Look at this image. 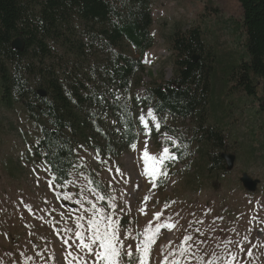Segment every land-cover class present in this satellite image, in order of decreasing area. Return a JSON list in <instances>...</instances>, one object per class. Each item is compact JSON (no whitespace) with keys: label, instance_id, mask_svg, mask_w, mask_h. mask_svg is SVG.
<instances>
[{"label":"rangeland","instance_id":"rangeland-1","mask_svg":"<svg viewBox=\"0 0 264 264\" xmlns=\"http://www.w3.org/2000/svg\"><path fill=\"white\" fill-rule=\"evenodd\" d=\"M208 1L217 12L207 9ZM151 9L154 42L142 58L129 45L93 44L87 71L95 86L88 107L94 136L91 143L77 149V162L67 183L52 182L50 168L35 156L41 137L38 124L30 120L22 104L5 107L0 94V264H60L61 253L67 257L69 251L79 252L75 232L88 228L87 217L92 212L85 210L90 208L89 200L119 221L121 238L133 251L150 223L153 231L157 224L176 225L160 229L150 264H163V257L173 250L180 264H264V166L252 152L253 145L256 149L264 146V115L258 113L264 105V86L259 93L262 102L244 93L227 92L225 112L219 109L222 100L220 88L216 89L217 110L212 121L220 122L228 135L227 154L237 158L233 171L225 175L208 176L199 170L203 162L192 119L168 116L164 118L167 129L161 131L155 130L151 118L149 129L139 120L140 115L153 110L140 104L147 90L175 79V54L169 41L175 32L204 31L209 49L219 55V72L222 63L224 69H230L240 62L243 40L235 25L243 18L241 4L239 0H151ZM54 52L58 58L64 56L60 50ZM121 55L143 64L130 89L121 87L113 71ZM227 78L224 75V80ZM129 119L135 123L136 151L126 135ZM165 133L176 143L166 141ZM144 142L151 154L158 155L165 144L170 148L172 159L164 161L168 177L158 187L143 174ZM176 150L182 157L175 156ZM261 156L264 161V148ZM244 174L259 180L255 193L244 188ZM215 182L218 188L213 186ZM93 188L105 196L103 201ZM146 196L151 198L147 202ZM157 212L163 213L161 220H156ZM79 216H85L80 222L83 228L77 224ZM187 237L192 240L186 244ZM184 247L190 250L179 257ZM84 255L87 258V253Z\"/></svg>","mask_w":264,"mask_h":264},{"label":"trees","instance_id":"trees-1","mask_svg":"<svg viewBox=\"0 0 264 264\" xmlns=\"http://www.w3.org/2000/svg\"><path fill=\"white\" fill-rule=\"evenodd\" d=\"M239 2L243 18L235 28L243 40L240 62L230 69H224L222 63L219 72V55L209 49L204 31L180 30L169 38L177 67L175 79L155 84L140 101L160 117L193 120L194 140L203 162L199 170L208 176L228 174L221 157L228 152V135L219 121H212L217 110V87L222 100L219 109L223 112L227 92L244 93L262 102L259 93L264 86V0ZM207 9L217 12L211 1ZM151 10V0H0L1 102L8 108L22 104L30 120L38 124L41 137L35 156L47 162L52 175L58 177L56 184L69 181L77 149L91 143L94 136L88 107L95 86L87 71L93 44L101 41L117 48L129 45L142 58L154 42ZM17 39L25 43L22 52L13 49ZM55 50H60L65 59L58 58ZM65 62L69 66L63 69ZM142 65L141 60L119 56L113 68L116 81L130 89L133 78L143 71ZM224 75L228 76L226 80ZM40 90L45 97L39 95ZM261 107L258 113L264 115V105ZM162 124L167 129L163 121ZM128 129L131 145L137 140L131 119ZM263 148L253 145L252 152L264 166ZM174 153L182 157L181 151ZM213 186L219 187L216 182Z\"/></svg>","mask_w":264,"mask_h":264},{"label":"snow or ice","instance_id":"snow-or-ice-1","mask_svg":"<svg viewBox=\"0 0 264 264\" xmlns=\"http://www.w3.org/2000/svg\"><path fill=\"white\" fill-rule=\"evenodd\" d=\"M148 118H151L156 131H161L163 126L162 121L166 123L163 117L158 116L156 112L149 109L146 115L139 116V120L144 124L145 129H149L150 127ZM164 139L166 141H171L173 144L176 143L173 137L167 133L164 134ZM130 146L133 151H136L138 148L136 143H132ZM141 158L146 165L143 174L148 177V181L151 185L158 187L159 182L168 177L164 161L172 159L170 148L165 144L162 146V152L158 155L151 154L148 143L144 142L141 149ZM115 170L123 175L119 167H116ZM45 171H48L47 167ZM109 171H112V169H109ZM56 179H58V177L53 175L52 182ZM89 183L94 182L89 181ZM49 186L51 187V183ZM136 187H139V185ZM91 190L97 195L99 200L103 201L105 199V196L96 192L95 188ZM150 199V197H144L145 202ZM77 202L79 203V201ZM89 204L90 208L85 210L86 212H92V215L87 217L88 228L84 232H75V236L78 240L76 247L79 249V252L74 253L69 251L67 257L63 256V253H61L60 264H63L64 260H67V264H74V262H78V264H89V261L91 264H150L153 245L156 243V238L160 229L165 227L174 228L176 226L171 223L157 224L155 225V231H153L150 223L147 230L141 233L143 239L135 244V251H133L132 245L125 246L121 238L119 221L115 220L113 215L108 213L103 207H98L90 200ZM141 211L147 215L146 208H142ZM154 215L156 220H161L163 213L157 212L154 213ZM83 220H85V216L77 217V224L81 228L84 227V225L80 223ZM129 235H131V233H129ZM191 240L192 237H187L185 243L187 244L188 241ZM64 243L67 245L68 241L66 240ZM189 250L190 249L187 247L182 248L178 253L179 257H184ZM84 253H87V258ZM234 259L233 257V260ZM163 264H180V260L177 258V252L173 250L169 255H165L163 257ZM229 264H232V262L230 261Z\"/></svg>","mask_w":264,"mask_h":264},{"label":"water","instance_id":"water-1","mask_svg":"<svg viewBox=\"0 0 264 264\" xmlns=\"http://www.w3.org/2000/svg\"><path fill=\"white\" fill-rule=\"evenodd\" d=\"M24 48H25V43L21 39H17L13 42V49L22 52ZM194 60L197 61L198 57H195ZM38 93L41 97L46 96V93L44 91L40 90ZM221 157L227 164V171L228 172L233 171L237 161L236 156L232 154L222 153ZM241 182L244 188L251 193H255L260 184L259 180H255L251 178L248 174L243 175V177L241 178Z\"/></svg>","mask_w":264,"mask_h":264}]
</instances>
